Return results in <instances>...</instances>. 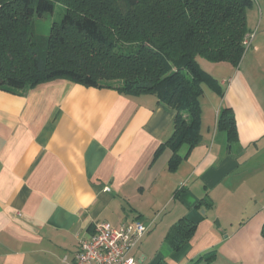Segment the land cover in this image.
<instances>
[{"label": "crops", "instance_id": "1", "mask_svg": "<svg viewBox=\"0 0 264 264\" xmlns=\"http://www.w3.org/2000/svg\"><path fill=\"white\" fill-rule=\"evenodd\" d=\"M252 3V44L238 67L213 62L224 94L205 89L202 139L181 146L175 169L173 150L157 151L176 112L154 94L67 79L0 89V264H67L96 222L136 220L151 224L137 264H264V180L248 161L264 150V0ZM226 107L235 142L218 127ZM182 218L197 230L175 250L167 236Z\"/></svg>", "mask_w": 264, "mask_h": 264}, {"label": "trees", "instance_id": "2", "mask_svg": "<svg viewBox=\"0 0 264 264\" xmlns=\"http://www.w3.org/2000/svg\"><path fill=\"white\" fill-rule=\"evenodd\" d=\"M66 13L54 22L46 45L32 39L36 14ZM253 0H0V89L24 91L67 79L87 87L133 95L154 94L175 110L171 169L201 139L204 86L219 96L220 81L200 62L239 65ZM218 127L238 140L234 111L221 110ZM156 154V155H157ZM197 224L182 218L167 240L175 250L193 237ZM264 234V226H263ZM208 256L197 264H212Z\"/></svg>", "mask_w": 264, "mask_h": 264}, {"label": "built area", "instance_id": "3", "mask_svg": "<svg viewBox=\"0 0 264 264\" xmlns=\"http://www.w3.org/2000/svg\"><path fill=\"white\" fill-rule=\"evenodd\" d=\"M253 38L252 32L245 36V52L250 48ZM150 226L137 220L118 225L108 221L96 222L90 236L80 238L74 258L67 264H137L131 252Z\"/></svg>", "mask_w": 264, "mask_h": 264}, {"label": "rangeland", "instance_id": "4", "mask_svg": "<svg viewBox=\"0 0 264 264\" xmlns=\"http://www.w3.org/2000/svg\"><path fill=\"white\" fill-rule=\"evenodd\" d=\"M66 11V6L60 2H57L53 12H45L42 15L36 14L33 21L32 39L41 46L46 45V39L51 33L53 23L61 21ZM200 62L201 65L210 73H215L216 75L220 74V71L215 69V64L217 63H213L203 58L200 59ZM204 88L208 91L210 90L207 86H204ZM185 148L187 147L184 146L182 151ZM248 161H251L253 164L257 163L261 165V172L263 174L262 178L264 180V150L261 153L254 154V157L252 156ZM165 247L166 246H164V248Z\"/></svg>", "mask_w": 264, "mask_h": 264}]
</instances>
